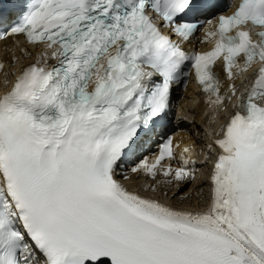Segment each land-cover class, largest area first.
<instances>
[{
	"label": "snow or ice",
	"instance_id": "1",
	"mask_svg": "<svg viewBox=\"0 0 264 264\" xmlns=\"http://www.w3.org/2000/svg\"><path fill=\"white\" fill-rule=\"evenodd\" d=\"M227 7L0 10V43L23 37L33 61L0 60V264H264V0ZM189 84L203 97L199 161L172 128L200 115L174 114Z\"/></svg>",
	"mask_w": 264,
	"mask_h": 264
},
{
	"label": "bare ground",
	"instance_id": "2",
	"mask_svg": "<svg viewBox=\"0 0 264 264\" xmlns=\"http://www.w3.org/2000/svg\"><path fill=\"white\" fill-rule=\"evenodd\" d=\"M27 48L31 51V47H27ZM13 53H15L16 56L20 57L19 47H16L15 43L12 40H8L6 43L0 44V58H1L0 60H3L6 64L11 65ZM32 62L33 61L31 60L24 59L23 55H22V58L20 57V66H26L27 64H30ZM6 70L9 72L13 71L11 67H8ZM2 77L4 78L3 74H2ZM2 82L3 80H0V85L2 84ZM195 91L196 90L192 85L189 86L188 92L186 94V99L180 102L182 107L178 108V110L182 113L181 115H184V114L191 115V113H194V112H199L200 115L195 116L191 124L181 123V127L185 129V134L182 136V138L178 137V140L180 141L182 148L185 147V144L186 146H189L195 143L197 145V154L195 158L199 161L203 158L202 155L200 154V151H201L199 147L200 137H195L194 133L200 128V126L204 122L202 119L203 112H204V105L202 104L201 101L199 104H196V105L189 103V101L192 100V98L195 96ZM226 118L227 117H225V119ZM197 166L201 167V165L199 164ZM210 171H211V165L209 164V167L203 173L198 174L199 179L197 183L199 184L202 180L206 179L207 173H210ZM142 183H144V181H137L135 179L126 182L129 189L134 190V191H140ZM141 194L142 195H154L155 198H160L162 202H165L163 201V198L160 197L158 194L144 193V192H141ZM166 202L171 203V201H166ZM174 206L181 207V208L188 209V210H193V209L199 210V205L197 204L195 200L191 204L176 203Z\"/></svg>",
	"mask_w": 264,
	"mask_h": 264
}]
</instances>
